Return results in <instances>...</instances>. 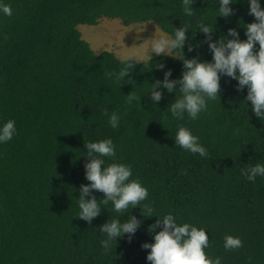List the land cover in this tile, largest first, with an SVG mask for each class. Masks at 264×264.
Wrapping results in <instances>:
<instances>
[{
  "label": "trees",
  "instance_id": "16d2710c",
  "mask_svg": "<svg viewBox=\"0 0 264 264\" xmlns=\"http://www.w3.org/2000/svg\"><path fill=\"white\" fill-rule=\"evenodd\" d=\"M6 2L12 15L0 14V123L14 119L17 132L0 144V264H150L141 243L152 242L148 226L156 217H142L146 204L153 214L171 211L181 222L210 229L205 251L219 255L222 264H264V177L253 182L240 173L246 164L264 162V118L248 108L246 89L238 91L237 81L222 76L219 97L207 102L206 111L195 120L186 114L177 119L167 109L174 92L164 90L156 105L147 92L154 79L163 78L157 64L172 69L170 78L181 75L179 59L162 54H153L151 62L134 59L140 62L129 66L121 84L110 74L124 67L125 58L92 50L78 28L101 18L125 26L150 20L168 33L190 24L194 34L199 19L214 23L216 0H194L192 17L184 15L181 0ZM233 7L232 16L216 18L213 39L229 27L246 38L238 24L254 18L246 3ZM203 38L197 33L191 43ZM183 51L186 57L198 52L199 59H211L206 43L192 52L186 43ZM131 91L137 99L128 104L125 95ZM105 110L119 114L117 128ZM178 126L199 136L206 156L175 145ZM106 137L113 139L116 160L130 164L133 178L149 193L141 209H129L143 221L131 241L117 238L107 253L99 225L117 215L111 202L101 205L108 210L91 224L75 217L79 186L89 183L84 142ZM225 234L239 236L242 246L224 249Z\"/></svg>",
  "mask_w": 264,
  "mask_h": 264
},
{
  "label": "clouds",
  "instance_id": "9594fccd",
  "mask_svg": "<svg viewBox=\"0 0 264 264\" xmlns=\"http://www.w3.org/2000/svg\"><path fill=\"white\" fill-rule=\"evenodd\" d=\"M238 2L246 3L248 14L254 18L251 22L241 21L238 24L243 28L246 38H240L237 27H229L226 33L213 39L216 18L232 16L236 11L233 5ZM181 3L184 15L192 17L196 12L192 7L194 0H181ZM216 8L214 23L209 24L204 19H199L195 26L198 30L194 34L190 24H180L179 27L174 26L171 33L163 32L146 39L148 46L144 50V61L151 62L153 54H162L182 62V72L178 78H170L172 69H165L163 63L157 64L156 67L164 69L163 78L154 79L147 94L156 105L164 90L174 92L175 98L167 106L172 116L184 119L186 114L188 119L195 120L207 110L209 100L219 97L220 79L227 76L237 81L238 91L246 89L244 101H250L248 108L261 120L264 118V7L261 6V0H216ZM0 14L12 15L11 5L6 0H0ZM189 30L191 36L188 35ZM197 33H202L204 38L193 44L191 41ZM186 43L189 52L198 50L206 43L211 59H199L198 52L197 55L186 57L183 51ZM138 62L140 61H134L132 57H126L122 61L124 67L110 75H114L122 84L126 81L125 76L129 74V66L133 67ZM177 91L180 93L179 97H176ZM125 99L128 104H132L137 98L131 91L125 95ZM107 114L110 126L117 128L119 114L115 111ZM16 132L14 119L0 123V144L10 141ZM174 143L189 153L199 154L201 157L207 155V149L200 143L199 136L189 127L178 126ZM84 149V156L88 158L83 165L84 177L89 183L79 186V211L75 217L91 224L93 218L100 215L102 209H106L101 205L111 202V210L117 215L99 225V232L104 235L100 245L107 253L117 244V238L126 237L131 241L140 228L142 219L130 214L129 209L138 205L141 209V202L148 197V188L138 178H133L130 164L116 160V146L111 137L84 142ZM106 157L111 158L112 162L106 163ZM240 173L248 181L254 182L257 177H264V162L246 164V167L240 169ZM93 190L102 192V197L96 198ZM144 207L145 211H141L143 218L156 217L148 226L152 242L141 243V247L148 250L145 259L150 264H222L219 255L213 257L205 251L211 243L208 236L210 229L198 227L191 222H181L178 214L174 215L171 211L156 215L150 205L146 204ZM125 213H129L127 219H121ZM241 246L242 240L239 236L225 234L224 249L231 250Z\"/></svg>",
  "mask_w": 264,
  "mask_h": 264
},
{
  "label": "rangeland",
  "instance_id": "374dc122",
  "mask_svg": "<svg viewBox=\"0 0 264 264\" xmlns=\"http://www.w3.org/2000/svg\"><path fill=\"white\" fill-rule=\"evenodd\" d=\"M78 28L92 50H112L119 58L132 57L137 60H143L144 50L148 46L146 39L163 33L150 20L125 26L117 19L101 18L95 25L78 24Z\"/></svg>",
  "mask_w": 264,
  "mask_h": 264
}]
</instances>
